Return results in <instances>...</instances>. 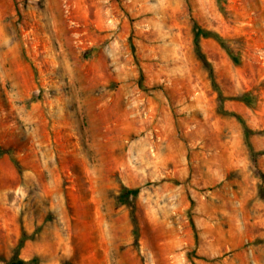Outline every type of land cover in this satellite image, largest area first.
<instances>
[{"label":"rangeland","instance_id":"obj_1","mask_svg":"<svg viewBox=\"0 0 264 264\" xmlns=\"http://www.w3.org/2000/svg\"><path fill=\"white\" fill-rule=\"evenodd\" d=\"M194 23L264 151V0H0V264H264V155Z\"/></svg>","mask_w":264,"mask_h":264},{"label":"trees","instance_id":"obj_2","mask_svg":"<svg viewBox=\"0 0 264 264\" xmlns=\"http://www.w3.org/2000/svg\"><path fill=\"white\" fill-rule=\"evenodd\" d=\"M193 33H194V37H193L194 50L208 71V75H209L212 87L218 93V98H219L218 111L222 114L236 117L237 120L242 124L243 131H244V140H245V143H246V145L250 151V155L252 157L255 158L257 155H264V151H256L254 149L253 144L250 140V135L252 134V130L246 125L245 119L240 114H238L237 112L226 110L224 108V100L227 97L223 94V92H222V90H221V88H220V86L216 80L212 63L206 57L205 53L202 50L201 44H200L201 37L214 38L225 49V51L228 53V55L235 62H239L238 56L235 54V52L233 51V49L231 47L230 40L226 39L225 37H223L221 34H219L218 32H216L214 30L203 28L198 23H194ZM130 48L132 50V53L134 55V59L136 61V64H137L138 70H139L138 83L143 89H146V86L144 85L143 71H142V68L139 64V58L135 52V47H134L132 42H130ZM233 98L237 99L239 101H242L245 104L252 106V107L255 106V103H256L255 96L250 92H245V93L238 95L236 97H233ZM0 152H8V151H6V150L2 149V147H0ZM14 162L17 164V161L15 159H14ZM139 191H140L139 187H135V188L123 187L122 193L120 196V200L122 202H128L129 197L130 196H133V197L137 196ZM135 233H136V231H135ZM22 246H23V240L20 239V241L17 245V248L20 249ZM9 262H10V264H26V261L24 259H21L17 256L14 259L10 260Z\"/></svg>","mask_w":264,"mask_h":264}]
</instances>
